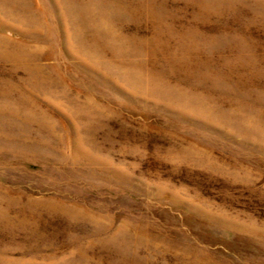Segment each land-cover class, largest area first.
<instances>
[{
  "label": "rangeland",
  "instance_id": "rangeland-1",
  "mask_svg": "<svg viewBox=\"0 0 264 264\" xmlns=\"http://www.w3.org/2000/svg\"><path fill=\"white\" fill-rule=\"evenodd\" d=\"M0 264H264V0H0Z\"/></svg>",
  "mask_w": 264,
  "mask_h": 264
}]
</instances>
